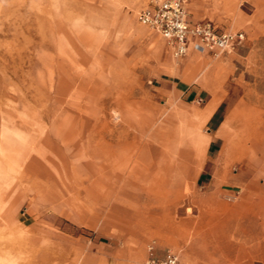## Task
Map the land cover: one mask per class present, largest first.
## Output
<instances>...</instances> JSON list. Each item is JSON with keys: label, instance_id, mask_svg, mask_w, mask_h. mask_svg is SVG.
Masks as SVG:
<instances>
[{"label": "rangeland", "instance_id": "rangeland-1", "mask_svg": "<svg viewBox=\"0 0 264 264\" xmlns=\"http://www.w3.org/2000/svg\"><path fill=\"white\" fill-rule=\"evenodd\" d=\"M150 1L0 0V144L8 148L0 152V264H44L45 257L53 264H144L151 244L158 256L176 252L180 264H264V238L253 240L260 228L251 226L264 200V174L247 176L249 156L224 150L233 122L256 111L264 119V0H190L195 20L241 31L244 39L220 54L189 51L181 58L138 21ZM76 72L93 79L92 88L98 83L96 94L70 84ZM127 106L136 118L150 117L155 146L196 132L214 137L213 146L192 155L157 192L147 193L143 179L121 187ZM2 115L25 134L10 147ZM88 133L95 142L103 135L117 153L104 178L86 166L101 163L87 148ZM61 152L82 185L63 177ZM42 154L52 175L41 177L40 187L63 191L60 198L36 199L28 186L24 166ZM62 182L74 190L66 193ZM11 203L18 225L9 220Z\"/></svg>", "mask_w": 264, "mask_h": 264}, {"label": "bare ground", "instance_id": "bare-ground-1", "mask_svg": "<svg viewBox=\"0 0 264 264\" xmlns=\"http://www.w3.org/2000/svg\"><path fill=\"white\" fill-rule=\"evenodd\" d=\"M46 11L48 13L47 17L54 15L51 10L47 9ZM59 29L58 27L56 28V30H59V32H65L63 27H59ZM60 82L65 84L67 83V80L60 79ZM69 82L76 87L77 91L83 93L86 92L89 95H94L96 94L97 90H99V86L97 85L98 83L94 85V88H92L94 83L93 79H89V77L86 78L84 74L80 72H76V74L70 78ZM107 93L105 98L101 99L102 106L100 109L103 113H105L107 110V98L109 97V93ZM110 93H112V91H110ZM2 105L3 102L0 101L1 114L4 112ZM72 105H76L75 108L77 109L79 115L85 112V109L83 108V105L80 101L72 102ZM123 108H121L122 120L127 122V126H123L121 129V187L126 185H133L134 187L138 181L143 179L148 182L147 186H144L145 191L151 194V192L155 191L154 188H156V186L169 184L172 181H175L177 176L182 173L183 170H185L186 161L192 155L201 156L202 154L209 151L211 143L214 140V137L204 135L201 132H196V134H187V136L185 135L173 139L168 138L164 139V141L161 140V138L159 141L160 144L155 146L150 142V138L154 137L153 133L151 134V129L149 128V125L151 124L150 117L148 116L149 118H147L144 116H138L136 118L134 110H132L130 106H127L124 110H122ZM132 115H135V118H131L130 116ZM2 117L3 120L1 123V134L4 138L3 142L10 147L13 146L16 140L18 141L16 138L20 137L22 139L25 134L22 127H19L16 122L12 120H5L6 118L4 115H2ZM261 127H264V119H262L257 111L246 114L243 121L240 123H232V130L224 146V150L227 149L225 151H227V155L230 157L234 155L249 156L247 161L243 162V165L246 167L245 173L247 176L250 173L255 174V172H258L259 175L264 174V135L261 131ZM133 128L137 129L138 132L132 134L130 130ZM100 136L101 137L97 142L94 141L93 135L91 133H88L86 136L85 141L87 143V148L101 161V163L98 162V164L97 162L93 161L88 163L86 166H94V168L99 171L101 177L104 178L106 177V172L109 171L108 169L114 166V156H116L117 153L110 147L111 143L108 142L103 135ZM46 139L47 138H45L43 141L45 145L52 143H49V140ZM66 139L68 138H65V140ZM83 140L84 138H81V141ZM72 142V140L65 141L66 147L71 146ZM0 149V152L4 154L8 148H6L1 143ZM60 154L62 167L65 171V173L63 172V177L69 178V180L77 179L78 183L82 185L83 178L77 176L74 173H69L67 169V166L72 165V160L64 152H61ZM41 159L42 160L31 157L24 166V175L28 181L29 188L36 190L35 192L38 196L35 197L36 199H41L42 197L46 198V196H51L54 198L62 197L64 194L63 191H61L62 193L55 191L54 193H44L42 191L40 187L41 177L50 178L52 173L42 163L50 162V159H47L44 154H42ZM54 166L55 165L53 164V169H56L55 171H59L60 168H56ZM62 183L64 184L62 185L66 193L74 190V185L72 183ZM85 188L87 191H90L89 187ZM9 193H11L10 196L12 197L13 193L11 189ZM65 201L70 203V200ZM13 205V203L10 204L11 211L9 220L12 222L16 221V224L18 225L21 220L18 217V219L14 217L12 213ZM259 206L261 207L259 210L252 212L255 215L251 226L254 227L258 224L260 228V231L254 235L253 240H257L261 236L264 238V200ZM240 214V217L245 215L242 213ZM260 215H262V217L259 219L258 216ZM236 219L238 218L236 217ZM261 249L264 251V245L261 247ZM11 255V249L9 248L7 257L10 258L12 257ZM44 260V264H53V262H50L51 260H48L46 257Z\"/></svg>", "mask_w": 264, "mask_h": 264}, {"label": "built area", "instance_id": "built-area-1", "mask_svg": "<svg viewBox=\"0 0 264 264\" xmlns=\"http://www.w3.org/2000/svg\"><path fill=\"white\" fill-rule=\"evenodd\" d=\"M187 0H151L138 12V21L161 35L175 58L185 56L190 50L213 51L220 54L232 49L244 39L241 31L219 30L212 22L193 23L186 7ZM144 264H180L176 252L168 250L158 256L155 246Z\"/></svg>", "mask_w": 264, "mask_h": 264}, {"label": "crops", "instance_id": "crops-1", "mask_svg": "<svg viewBox=\"0 0 264 264\" xmlns=\"http://www.w3.org/2000/svg\"><path fill=\"white\" fill-rule=\"evenodd\" d=\"M190 3L191 1L190 0H187L186 2V7H187V10L189 12V16H190V20L193 22V23H206V22H212L211 20H195L194 17L192 16V12H191V8H190ZM214 24V26L219 29V30H228V29H222L220 28L217 24H215L214 22H212ZM230 31H233V30H230ZM190 51H196V50H190ZM199 52V51H197ZM189 53V52H188ZM187 53V54H188ZM186 54V55H187Z\"/></svg>", "mask_w": 264, "mask_h": 264}]
</instances>
